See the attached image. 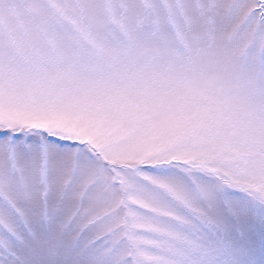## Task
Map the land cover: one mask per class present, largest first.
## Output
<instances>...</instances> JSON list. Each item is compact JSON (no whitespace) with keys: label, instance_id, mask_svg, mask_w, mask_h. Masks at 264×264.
I'll list each match as a JSON object with an SVG mask.
<instances>
[{"label":"snow or ice","instance_id":"6c2138e0","mask_svg":"<svg viewBox=\"0 0 264 264\" xmlns=\"http://www.w3.org/2000/svg\"><path fill=\"white\" fill-rule=\"evenodd\" d=\"M0 264H264V0H0Z\"/></svg>","mask_w":264,"mask_h":264}]
</instances>
